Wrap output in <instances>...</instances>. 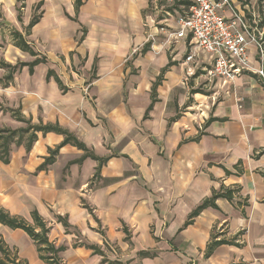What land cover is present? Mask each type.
<instances>
[{
	"label": "crops",
	"instance_id": "0c3cea01",
	"mask_svg": "<svg viewBox=\"0 0 264 264\" xmlns=\"http://www.w3.org/2000/svg\"><path fill=\"white\" fill-rule=\"evenodd\" d=\"M39 2L43 16L26 34L22 26ZM154 2L82 0L77 9L75 0L25 1L15 30L47 62L22 66L8 86L0 84V101H15L34 124L68 129L94 156L78 161L84 150L68 143L41 168L63 134L39 131L30 148L26 138L13 143L9 162L0 157V206L29 223L36 209L50 239L66 246V264H103L104 256L122 264H264V83L247 71L232 82L215 78V94L195 90L187 70L209 76L210 56L198 52L185 62L191 38L169 39L181 13L174 24L163 23ZM235 2L264 29L255 0ZM16 3L0 0L10 12ZM7 52L12 64L37 57L15 44ZM249 55L257 59L255 46ZM50 69L65 89L47 79ZM7 73L0 67V78ZM100 158L107 161L95 176ZM222 187L234 191L232 198H218V208L185 226ZM57 215L67 216L69 231ZM213 235L234 244L206 256ZM0 238L27 264H47L24 229L0 222ZM82 243L101 246L103 255Z\"/></svg>",
	"mask_w": 264,
	"mask_h": 264
},
{
	"label": "trees",
	"instance_id": "16d2710c",
	"mask_svg": "<svg viewBox=\"0 0 264 264\" xmlns=\"http://www.w3.org/2000/svg\"><path fill=\"white\" fill-rule=\"evenodd\" d=\"M26 0H17V2L21 3V7L25 6ZM154 0H151L153 2ZM162 1V0H160ZM158 0H155L154 3L158 5ZM168 2V0H166ZM76 8L79 9L82 0H75ZM152 4V3H151ZM170 5L168 11L173 12L176 10H179V6L183 7L184 9H188L191 1L190 0H175L174 2L167 3ZM42 6V2H39L36 7L34 14L29 22V24L25 27V33L29 34L32 27L37 24L41 17L43 16V11H39ZM20 10V8H19ZM20 18V15H19ZM264 22V20H263ZM13 40L14 44L20 48L21 50L25 52H29L33 56H37L34 61L31 63L26 62H17L16 64L9 63L5 60L0 61V67L8 69V73L4 76V78H0V84H3L4 86H8L10 81L13 79L14 74L18 72L22 66H25L27 64L30 65L31 70L34 65L41 63V62H47V58L45 56H38L39 54L33 49L29 41L26 39L24 33H22L20 30H13ZM148 49V45H145V48L143 51H146ZM165 70V69H164ZM51 76H54L61 86V88L65 89V85L62 83L60 78L54 73L52 69L48 71L47 79H49ZM163 78V74L159 76V78L153 83L152 86V102L148 109H151L154 102L157 101L156 97V89L158 85L161 83ZM14 115L19 121L25 122L27 125L20 127V128H9L4 127L0 128V157L1 159L7 163L10 160V152H11V146L13 143L21 144L22 141L25 139L27 144V147L30 148L32 144L37 139V132L42 131L43 133L49 132V131H55L63 134L64 140L61 142L59 146H57L55 149H50V155L46 157L44 163L41 165V168L47 167L49 164H52L56 160V156L61 148V146L65 144H73L80 149H83L85 154L84 156L78 160L82 161L84 158L89 156H94L92 151L87 147V145L80 141L72 132H70L68 129L61 127L58 124H52V123H32L31 119H26V117L22 116L21 111L19 109L14 110ZM77 161V162H78ZM99 165L96 169V175L100 174V170L102 165L107 161V158H100L99 159ZM233 190L231 189H224L223 187L220 190H214L211 197L206 198L201 204H199L196 208H194L191 213L189 214L185 226L193 223L196 216H198L204 209L208 207H215L218 208V205L216 203V200L220 197H226L228 199H231L233 196ZM32 218L33 223L27 222L25 219L17 216H13L10 213H8L4 208L0 206V222L11 227V228H22L24 229L31 238L35 241L37 249L39 251L40 258L44 260L47 264H66L63 261V258L61 256V253L66 249L65 245H56L54 241H52L49 237L50 232V226L48 223L44 220V218L40 215V213L34 209L32 211ZM57 220L60 222H63L65 227L67 228V231H69V222L67 219V216L57 215ZM223 243H230L234 244L233 241H229L226 239H218L216 235H213L211 238V241L207 245L206 250V256H209L217 246L223 244ZM83 245L87 246L88 248L93 249V252L95 254H101L103 255V250L101 249V246L96 244H88V243H82ZM77 245V243H75ZM0 251L2 255L0 256V264H27L25 260H21L17 257L15 253L12 252V250L5 244V242L0 238ZM140 256H151L152 253L148 251H141L139 252ZM102 263L105 264H122L119 261H111L107 259L106 256H104Z\"/></svg>",
	"mask_w": 264,
	"mask_h": 264
},
{
	"label": "built area",
	"instance_id": "2783aa9c",
	"mask_svg": "<svg viewBox=\"0 0 264 264\" xmlns=\"http://www.w3.org/2000/svg\"><path fill=\"white\" fill-rule=\"evenodd\" d=\"M190 1L189 8L176 18L177 29L169 34V39L191 38L185 62L194 61L198 52H203L212 61L208 69L211 77L234 81L248 71L264 83V29L260 20L250 18L236 6L235 0ZM250 45L256 48L255 60L250 58ZM193 73L188 68L187 74Z\"/></svg>",
	"mask_w": 264,
	"mask_h": 264
},
{
	"label": "rangeland",
	"instance_id": "374dc122",
	"mask_svg": "<svg viewBox=\"0 0 264 264\" xmlns=\"http://www.w3.org/2000/svg\"><path fill=\"white\" fill-rule=\"evenodd\" d=\"M255 2H256V7L258 9V13H260L262 19L264 20V0H255ZM157 3H158L159 11H157L155 14H157V16L161 17L163 20L168 19L167 22H163V23L174 24L177 14L183 13L186 10L183 7L179 6L178 8L179 10L170 12L171 15H169L165 13V11H167L170 7V5L167 4L168 2H166V0H162V1L158 0ZM21 8H22L21 3L17 2L15 8L12 7L11 9L12 13H11L10 10L8 9L4 10L3 8H1L0 5V61L5 60V55L8 53L7 52L8 45L10 44L14 45L12 33L13 30L18 29L17 27H19V24H16L15 26V23L17 22L15 15H17V12L18 13L21 12V14L19 15L22 16V13H24L25 10H22ZM39 11H41V8ZM19 23L21 24L20 21ZM27 25L22 26L23 32H25V27ZM162 25L168 28L167 24L166 25L162 24ZM7 72L8 69H6V73ZM215 78L217 77H211L210 74L208 76L201 69L195 70V72L191 75L188 74V82L190 85L195 86L194 88L195 90L210 95L219 92L220 89L219 82L221 80L224 81L221 78H219V80L221 79L220 81ZM226 82H232V81H226ZM15 109H17V106L15 105V101L12 104L9 101H4V100L0 101V127L19 128L27 125L25 122H21L16 118L13 112Z\"/></svg>",
	"mask_w": 264,
	"mask_h": 264
}]
</instances>
